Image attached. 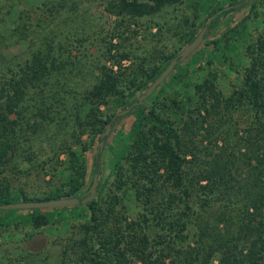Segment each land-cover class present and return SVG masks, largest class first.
<instances>
[{"label": "rangeland", "instance_id": "obj_1", "mask_svg": "<svg viewBox=\"0 0 264 264\" xmlns=\"http://www.w3.org/2000/svg\"><path fill=\"white\" fill-rule=\"evenodd\" d=\"M38 1L32 0L30 4ZM109 1L84 0L88 7L84 17L73 15L72 20L58 21L54 29L52 43L57 46L58 53L62 51L60 46L68 45L73 60L64 68H72L75 73L71 82L78 100L74 98V102H69L68 110L88 113V121L80 133L81 143L73 144L79 157L84 159L82 167L71 169L63 150L57 159L49 157L43 161L44 169L35 166L28 173L26 170L19 173L8 166L0 172V179L9 183L6 191L13 197L63 194L75 179L78 182L76 190L86 191L92 175L93 154L100 141L99 132L109 124L106 119L115 113L112 120L116 121L115 125L104 134L100 149L99 190L94 194L98 227L101 228L96 227L92 233L87 230L91 212L86 205L41 210L0 207V264H61L60 254L64 247L68 253L67 264H83L71 249L76 242L75 249H81L85 245L84 237L92 234L88 246L97 249L101 232L104 234L110 228L121 226L124 234L134 229L137 234V227L130 230L123 227L125 219L132 221L143 217H148V223L154 227H162L153 229L155 239L159 240L157 247H162L168 241L165 221L181 217L186 209V197L170 178L167 158L162 156L165 141H170L187 159L182 167L183 182L192 190L190 204L196 203L198 212L193 210L195 215L198 214L196 217H201L214 207L202 187L209 183L208 167L211 166L210 157L216 151V135L225 133V128H220L224 125L229 129L238 128V134L245 138L260 133L259 126H253L256 120L246 110L244 98L245 102L237 104L238 108L233 112L227 109L221 125L217 114H211V111L207 114L205 109L215 105L219 92L223 98H228L233 89L246 88L243 82L251 60L250 47L254 49L260 38H264V0H250L242 7L220 15L214 27L205 32L199 45L169 72L166 81L154 90L141 110L130 109L128 105L142 92L140 85L187 44L189 34L197 33L207 23L212 10L232 0L170 1L154 12L141 15L108 11ZM25 46L26 43L22 47ZM18 47H7L3 51L12 53ZM262 61L264 68V52ZM102 64L115 86L107 88L100 98L98 114L101 121H106L100 125L94 118L95 111L90 109L92 105L82 95L91 91L92 83L97 81V76L93 75L100 72ZM54 107L55 121L70 114L58 103ZM125 107L128 108L126 111L117 113ZM160 119L172 124L177 138L169 136ZM71 134L70 129L63 130V136L70 137ZM32 135L31 141H34L37 135ZM42 156L45 155L39 153L36 159L40 162ZM17 161L19 166H29L20 155L14 157L13 162ZM259 170L263 174L264 165ZM37 213L47 218L40 227L33 223ZM118 248L128 256L127 244L121 241ZM218 257L217 253L212 256L213 264L217 263Z\"/></svg>", "mask_w": 264, "mask_h": 264}, {"label": "trees", "instance_id": "obj_2", "mask_svg": "<svg viewBox=\"0 0 264 264\" xmlns=\"http://www.w3.org/2000/svg\"><path fill=\"white\" fill-rule=\"evenodd\" d=\"M30 1L32 0H0V172L8 166L19 173L25 170L28 173V170L35 166L44 169L43 161L49 157L57 159L59 152L63 150L67 153L69 167L76 170L82 167L84 159L79 157L73 144L81 143L80 133L83 132L88 121V113L81 110H68L69 102L78 100L77 91L72 89L71 82L75 73H72V68L68 70L64 68L67 64L73 63L70 58L71 51L68 45L60 46L62 51L58 53L57 46L52 42H54V29L58 21L67 22L72 20L73 15L84 17L88 7L84 0H39L34 4H30ZM170 1L177 0H110L106 8L111 12L141 15L154 12ZM249 1H230L223 11L206 23V33L218 22L220 15L240 8ZM219 8L212 10L210 15ZM197 33L189 34L187 43ZM66 35L71 38L69 33ZM204 35L206 36L205 33ZM43 41L45 45L42 46ZM258 42L254 49L248 46L249 53L252 55L243 82L246 88L233 89L228 98H223L222 93L219 92L215 105L205 109L207 114L210 111L211 114L212 112L217 114L218 124L221 125L225 120L227 109L230 108L233 112L238 108L237 104L246 100L245 108L256 120L253 126L260 128V133L254 136L249 135L247 138L238 134V128L229 129L227 125L220 128V130L225 128V133L223 136L216 135L214 140L216 151L213 157H210L211 166L208 167L209 183L202 187L206 191L204 192L206 198L214 204L213 210L209 213L205 211L201 217H196L198 214L195 215L193 211L195 209L198 212L196 203L193 206L190 204L192 190L183 182L182 167L187 159L174 149L170 141H165L162 156L167 158L169 176L176 186L181 187L186 197V209L181 217L165 221L167 243L160 248L157 247L159 240L155 239L153 229L162 227L149 224L148 217L141 218L144 220L126 221L125 219L123 227L127 230L137 227L139 229L137 234L134 233L135 229L124 234L121 232V226L117 229L110 228L98 236L100 246L97 249L91 245L88 246V240L92 237V234H89L84 237L85 245L81 249H75L78 246L76 241L71 248L78 261L83 264H213L212 256L217 253L219 257L215 264H264V172L262 171L263 174H261L259 170L264 165V75H262L264 68L261 67L264 38H260ZM24 43L26 48L22 47ZM14 46L19 47L12 53L3 51L4 48ZM64 50L65 54H63ZM182 60L178 59L175 66ZM168 62L155 69L146 82L138 84L142 92ZM101 67L100 72L93 75L97 76V81L92 83L91 91L82 95V98L92 105L90 109L95 111L94 118L100 122V125L104 122L100 120L98 114L99 104L102 103L100 98L107 88L115 86L110 73H106L108 69L106 70L104 64ZM259 68L260 75H258ZM65 70L68 74L70 73L68 76ZM61 72L65 75L61 76ZM167 76L154 90L166 81ZM154 90L142 102L133 105V101L139 96L137 95L128 102V105L135 107V110L143 109L146 100L153 95ZM56 103L70 113L57 121L53 117ZM115 115L112 113L106 119L111 124V128ZM159 122L169 136L178 137V133L169 121L160 119ZM105 128L106 126L99 132L100 140H104L102 132ZM67 129L71 130L73 136L72 134L70 137L63 136V130ZM32 134L37 135L34 141H31V137H34ZM241 137L245 139L241 140ZM67 142L70 143L66 144ZM138 145L140 148V142ZM81 148L84 150L85 145L82 144ZM100 149L98 142L92 158V175L86 191L76 190L78 182L75 179L76 184L71 182L70 187L63 194H48L40 197L22 195V198H18L6 191L9 189V183L0 179V203L63 196L84 197L88 193L93 173L100 171ZM39 153L45 155L40 162L36 159ZM17 155H20L29 166H19V161L14 163L13 159ZM43 172L46 175V171ZM98 190L97 184L96 191ZM95 196L85 203H79L90 209L91 223L86 228L88 227L87 230L91 233L96 230V227L101 228L98 227L99 220L96 217L98 207ZM76 205L78 204L53 208ZM42 208L51 207L35 209ZM7 209L17 210L18 208ZM46 222L47 218L41 213L33 217L36 227ZM121 241L127 244L128 256L125 255V251H118ZM67 258V248L64 247L60 254L61 264H67Z\"/></svg>", "mask_w": 264, "mask_h": 264}, {"label": "water", "instance_id": "obj_3", "mask_svg": "<svg viewBox=\"0 0 264 264\" xmlns=\"http://www.w3.org/2000/svg\"><path fill=\"white\" fill-rule=\"evenodd\" d=\"M227 6L220 7L216 11H214L208 18L206 22H209L213 17H215L218 13L223 11ZM207 24H205L199 32L195 35V37L189 41L169 62L168 64L162 69V71L153 79V81L148 85V87L139 94L138 98L133 101V105L140 103L143 99L149 95L154 88L169 74V72L174 68L175 64L177 63L178 59H184L188 54H190L202 41L204 37V33L206 32ZM133 109L135 107H129ZM128 108L125 107L121 111L117 113H121L126 111ZM115 123L113 124V126ZM111 128V124L109 123L102 135L107 133ZM100 146L103 144V139L99 141ZM98 184V172L93 173L92 182L88 188V193L80 198L78 196H63L57 198H50V199H37V200H18V201H10L7 203H0V207L3 208H30V207H56V206H65V205H73L79 203H85L89 199H91L97 189Z\"/></svg>", "mask_w": 264, "mask_h": 264}, {"label": "flooded vegetation", "instance_id": "obj_4", "mask_svg": "<svg viewBox=\"0 0 264 264\" xmlns=\"http://www.w3.org/2000/svg\"><path fill=\"white\" fill-rule=\"evenodd\" d=\"M116 121L113 122V124L115 123Z\"/></svg>", "mask_w": 264, "mask_h": 264}]
</instances>
